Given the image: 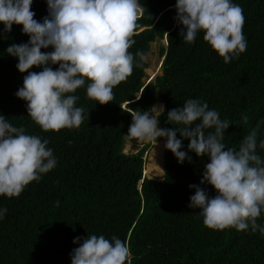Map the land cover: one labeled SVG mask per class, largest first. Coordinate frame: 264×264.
<instances>
[{
	"label": "trees",
	"instance_id": "obj_1",
	"mask_svg": "<svg viewBox=\"0 0 264 264\" xmlns=\"http://www.w3.org/2000/svg\"><path fill=\"white\" fill-rule=\"evenodd\" d=\"M232 2L243 9L247 50L226 64L203 41L202 32L194 43L184 42L179 34L183 26L174 19L175 0H140L144 11L129 49L139 66L113 88L114 100L107 104L88 99L86 87L71 93L79 97L75 106L85 109L84 121L78 129L59 132L43 131L28 116L26 101L15 95L27 73L18 71V59L6 49L26 43L29 37L21 25L4 33L0 23V114L14 127H24L25 134L47 139L57 160L18 197L0 196V209H7L0 219V264H71L70 253L79 246L74 238L87 234L126 241L131 264H264V235L259 231L209 229L200 210L188 207L196 190L189 185L215 195L211 185L200 183L208 158L189 151L188 139L177 132L180 150L191 157L182 163L164 147L166 138L160 137L163 150L162 141L154 144L149 158L160 172L162 151V175L156 179L142 175L146 144L137 151H122L130 113L148 110L155 101L164 105L160 128L178 127L166 122L167 112L198 99L216 110L221 120L232 122L222 141L226 149L238 150L257 124V144L264 139V0ZM31 10L42 21L46 0H33ZM161 38L165 44L158 43L159 73L144 82L143 55L151 41ZM50 66L55 70L58 64ZM256 151L264 158V149ZM257 223L264 224V214Z\"/></svg>",
	"mask_w": 264,
	"mask_h": 264
},
{
	"label": "clouds",
	"instance_id": "obj_2",
	"mask_svg": "<svg viewBox=\"0 0 264 264\" xmlns=\"http://www.w3.org/2000/svg\"><path fill=\"white\" fill-rule=\"evenodd\" d=\"M32 3L0 0L3 32H10L16 24L29 37L26 43L11 44L6 49L18 59V71L27 73L15 95L26 101L28 116L43 131L78 129L85 109L75 106L79 97L71 93L86 87L88 99L107 104L114 100L113 88L126 82L134 66H139L129 49L135 43L133 37L144 7L140 0H46L47 15L38 21ZM175 9L174 19L183 26L179 34L184 42L194 43L202 32L203 41L226 64L247 50L243 9L232 0H175ZM49 47L52 51H41ZM136 55L142 57L141 53ZM57 64L55 70L50 66ZM33 67L42 70L30 71ZM154 104L148 110L130 113L128 139L154 145L157 138H166L164 147L178 163L191 157L180 150L183 145L177 132L188 139L189 151L208 158L200 183L211 185L215 191L210 197L198 185H189L196 190L188 207L200 210L203 225L209 229L245 231L251 227L264 235V224L257 223L264 214V158L256 151L257 147L264 149V139L257 144L260 125L243 137L238 150L226 149L222 141L232 122L221 120L206 102L188 99L182 107L169 110L166 122L178 125L172 128L158 126L164 105ZM242 123L248 124L247 115ZM48 143L47 139L25 134L24 127H14L0 114V196L18 197L30 182L39 181L56 166ZM6 212V208L0 209V219ZM78 242L70 253L71 264H131L128 243L116 236L109 240L104 235L87 234L75 237L73 243Z\"/></svg>",
	"mask_w": 264,
	"mask_h": 264
},
{
	"label": "rangeland",
	"instance_id": "obj_3",
	"mask_svg": "<svg viewBox=\"0 0 264 264\" xmlns=\"http://www.w3.org/2000/svg\"><path fill=\"white\" fill-rule=\"evenodd\" d=\"M160 42L164 43V41L162 39L151 41L150 44H149L148 52H146L143 55V59H144V61L146 63V66H147L146 67V69H147L146 70V74H144V76L142 77V80L144 82L148 81V80H152L154 78V75L159 73L158 64L160 62V57L158 56V43H160ZM157 141L158 142L162 141L161 148H163V140H162V138H157ZM142 144H146V148L144 149V152L142 154V157H144L143 166L145 168V172L147 171L150 176L146 175L145 173L143 175L147 176L149 178H153V179L160 178L162 173L160 174V171H159L158 167L149 158L150 151H151V149L154 146L153 142H148V141L141 142V141H137L135 139L129 140L127 138L123 142L122 151L126 152V153L127 152L137 151V149H139Z\"/></svg>",
	"mask_w": 264,
	"mask_h": 264
},
{
	"label": "bare ground",
	"instance_id": "obj_4",
	"mask_svg": "<svg viewBox=\"0 0 264 264\" xmlns=\"http://www.w3.org/2000/svg\"><path fill=\"white\" fill-rule=\"evenodd\" d=\"M147 70V69H146ZM155 105L158 107L159 105H161V104H159V103H155ZM153 146V145H152ZM152 148V147H151ZM162 150H163V148H162ZM160 154H161V156H160V158H159V161H158V166H159V168H160V170H161V172H160V174L162 173V151L160 152ZM144 173L146 174V175H148V176H150L149 174H148V172L146 171L145 172V168H144ZM159 174V175H160ZM154 176V175H153Z\"/></svg>",
	"mask_w": 264,
	"mask_h": 264
},
{
	"label": "water",
	"instance_id": "obj_5",
	"mask_svg": "<svg viewBox=\"0 0 264 264\" xmlns=\"http://www.w3.org/2000/svg\"><path fill=\"white\" fill-rule=\"evenodd\" d=\"M164 40V44H165V39H163ZM137 95V94H136ZM157 103H159V104H162V102H157ZM143 174V173H142ZM140 181H141V179L139 180V183H140Z\"/></svg>",
	"mask_w": 264,
	"mask_h": 264
},
{
	"label": "crops",
	"instance_id": "obj_6",
	"mask_svg": "<svg viewBox=\"0 0 264 264\" xmlns=\"http://www.w3.org/2000/svg\"><path fill=\"white\" fill-rule=\"evenodd\" d=\"M147 67V66H146ZM144 71L146 72V68L144 69ZM153 149V148H152ZM152 149H151V151H150V154L152 153Z\"/></svg>",
	"mask_w": 264,
	"mask_h": 264
}]
</instances>
